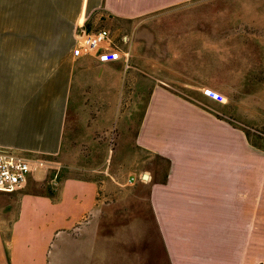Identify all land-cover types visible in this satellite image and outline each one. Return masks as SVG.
Returning a JSON list of instances; mask_svg holds the SVG:
<instances>
[{
  "label": "crops",
  "instance_id": "1",
  "mask_svg": "<svg viewBox=\"0 0 264 264\" xmlns=\"http://www.w3.org/2000/svg\"><path fill=\"white\" fill-rule=\"evenodd\" d=\"M202 1L75 0L73 18L65 24L77 31L80 24L90 31L105 25L119 47L133 52L131 68L123 59L103 62L97 55L75 56L77 33L57 38L56 29L47 27V33L38 28L36 45L0 42V152L56 158L74 97L88 78L101 93L84 102L92 110L113 111L120 133V89L126 76L129 86H139L145 70L166 73L164 87L154 84L150 92L136 134L140 148L165 163L159 169L162 176L154 179L150 171L145 178L154 221H106L113 209L120 216L118 180L112 189L109 178L63 170L61 186L53 192L46 170L37 169L19 189L0 191V264H264V146L252 140L263 131L253 128L250 115L239 121L236 110L238 98H261L264 103V55L253 58L250 68L239 70L226 63L222 70L221 62L228 60L209 56L198 41L205 31L175 27L172 37L185 42L178 47L152 42L155 46L150 47V53L165 61L163 68L156 59L140 58L145 22L154 20L148 39L167 38L168 29L158 22H189L183 13L192 4L197 5L193 17L203 22ZM130 28L132 48L125 47L130 33L123 34ZM189 38L196 39V45L189 44ZM259 79L260 94L234 93V88L255 86ZM178 86L186 92L171 89ZM202 87L219 91L226 100L204 94ZM188 88L196 90L189 93ZM137 181L138 175H130V183Z\"/></svg>",
  "mask_w": 264,
  "mask_h": 264
},
{
  "label": "rangeland",
  "instance_id": "2",
  "mask_svg": "<svg viewBox=\"0 0 264 264\" xmlns=\"http://www.w3.org/2000/svg\"><path fill=\"white\" fill-rule=\"evenodd\" d=\"M74 2L75 0H0V42L6 46L36 45L39 38L38 28L46 31V27L49 31L56 29L57 38H63L64 34L71 33L76 37L77 29L72 28L70 24H65V22L70 23L73 18ZM198 4L202 6L199 10L203 9V22L193 17L195 12H192V8L197 6L196 4L189 5L186 14H184L185 11L183 13V16H188L189 22L176 24L169 21L167 23L166 19L158 22V26H162L164 30L168 29L167 38L163 36L164 38L153 41L148 39L150 35L148 27L150 24L154 25V20L145 22L140 30L141 34L146 36L145 39L141 40L143 47L140 49V58L144 61L156 59L159 62L158 65L163 68L165 61L162 60L161 56L155 57L154 54L150 53V47L155 46L152 42L162 43V46H168L172 43L176 47L180 46L185 41L178 37H172L174 34L172 28L176 30L175 27H180V30L187 28L188 31H205V38L198 41L202 42L205 52L206 54L209 52V56L215 53L219 54L220 58L228 60V62H221L222 70L226 68L227 64L231 66L230 68L234 66L238 67L239 70L250 68V62L253 58L257 59L264 55V0H203ZM83 18L82 16L81 21ZM61 24L62 26H60ZM103 27L106 28L105 25ZM131 31L132 28L129 29V32L123 33L124 35L130 33L125 47L132 48ZM123 34H120L121 43L124 42L121 40ZM187 41L189 44L193 42L192 45H196L194 42L196 39L189 38ZM45 45L51 46L50 41H46ZM192 45H190L191 48ZM130 54L131 63L133 52L130 51ZM158 65L155 66L158 67ZM179 73L178 70L176 74ZM221 73L223 74V71ZM164 75L166 73L163 70L154 72L145 70V73L142 72L141 74L139 86H129L128 83L131 81L126 76L120 89V133L117 118L113 111L109 109H107L109 111L105 110L104 112L92 110L90 104L84 102L85 98H95L96 94L99 96L101 93L100 87H93L92 78H88V83L86 82L88 87H83L82 93L74 97L76 101L70 109L71 113L61 153L56 158L47 160L48 167L44 168L47 176H49L47 181L56 188V192L59 190L62 181L56 177L59 173L62 174L63 170L68 175L79 177L109 178L112 182L109 186L112 189H115V181L118 180L120 182V216L117 217L113 209L107 215L106 221L110 223L117 221L120 223H151L154 221L148 201L149 181L142 174L149 175L151 171L154 179L158 178L162 176L159 174V169L165 163L140 148L136 143V134L150 92L153 90L154 84L158 83L164 87ZM258 81L257 85L249 88H234V93L237 95L244 93L260 94L261 80ZM171 89L177 93L187 90V88L180 86L171 87ZM188 89L189 93L191 90H196L195 88ZM208 89V87H202V92L204 91L203 93L207 95ZM252 100V102L250 100L246 102L243 98L237 99L236 110L239 115L237 119L243 122L245 121L244 116L250 115L253 118V128L263 131L262 134H254L252 140L258 145L264 146V111L262 110L264 103H261V98H253ZM102 117L104 118L101 119ZM118 143H120V160H116ZM110 162L111 165H109ZM132 174L138 175V181L134 184L129 182V177ZM110 175L114 178L111 179ZM55 178L57 184H54ZM46 187L42 189L29 188L48 192L49 189ZM75 233L77 237L83 238V232L76 230ZM63 261L61 264H68Z\"/></svg>",
  "mask_w": 264,
  "mask_h": 264
},
{
  "label": "built area",
  "instance_id": "3",
  "mask_svg": "<svg viewBox=\"0 0 264 264\" xmlns=\"http://www.w3.org/2000/svg\"><path fill=\"white\" fill-rule=\"evenodd\" d=\"M73 53L75 56L97 55L103 62L123 59L126 68L131 67L130 52L124 51L113 41L111 32L107 28L90 31L84 24H80ZM208 95L220 101L226 100L223 94L211 88L208 89ZM47 167L48 161L42 158L0 152V191L13 192L19 189L27 183L31 173ZM56 178L54 184L57 182Z\"/></svg>",
  "mask_w": 264,
  "mask_h": 264
},
{
  "label": "trees",
  "instance_id": "4",
  "mask_svg": "<svg viewBox=\"0 0 264 264\" xmlns=\"http://www.w3.org/2000/svg\"><path fill=\"white\" fill-rule=\"evenodd\" d=\"M54 175H55V173H54ZM53 176V175H52ZM51 176V177H52ZM62 174H60L59 173V175L57 176V178H58V180H61L62 179ZM49 188L53 191V192H56V188L53 186V185H51V184H49Z\"/></svg>",
  "mask_w": 264,
  "mask_h": 264
},
{
  "label": "water",
  "instance_id": "5",
  "mask_svg": "<svg viewBox=\"0 0 264 264\" xmlns=\"http://www.w3.org/2000/svg\"><path fill=\"white\" fill-rule=\"evenodd\" d=\"M148 177V175L147 174H145V178H147Z\"/></svg>",
  "mask_w": 264,
  "mask_h": 264
}]
</instances>
